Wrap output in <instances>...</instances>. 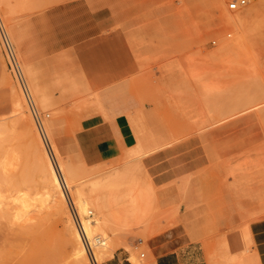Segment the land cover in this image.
<instances>
[{
	"label": "rangeland",
	"instance_id": "1",
	"mask_svg": "<svg viewBox=\"0 0 264 264\" xmlns=\"http://www.w3.org/2000/svg\"><path fill=\"white\" fill-rule=\"evenodd\" d=\"M9 1L0 6L12 53L0 35V264L21 263L18 246L32 244L37 225L47 236L64 226L58 197L42 202V175L25 169L37 164L28 119L75 227L60 160L87 217L112 239L96 264L179 248L194 253L187 263L264 264V3L243 39L223 26L222 0H14L12 12ZM244 1L236 9L254 0ZM107 110L126 114L132 144L113 142ZM23 194L30 221L18 218Z\"/></svg>",
	"mask_w": 264,
	"mask_h": 264
},
{
	"label": "bare ground",
	"instance_id": "2",
	"mask_svg": "<svg viewBox=\"0 0 264 264\" xmlns=\"http://www.w3.org/2000/svg\"><path fill=\"white\" fill-rule=\"evenodd\" d=\"M4 2L5 0H0V6ZM13 2L14 0H12V3L11 2L9 3V4H12L10 9L12 8V6H15ZM223 2H225V0H222V3ZM222 3H220L221 4L220 5L221 6L220 7L221 8L220 17H221V22L223 26L229 28L231 31V33L228 35H231L232 33H234L235 35H239L241 36V38L245 39V34L248 30V26L251 20L254 19V17L258 13L259 7H261V3H264V0H254L244 10H242L241 8L229 10ZM13 10L11 9L10 12H12ZM10 12H9V16L12 15L10 14ZM13 13L16 14V12H13ZM12 31H14V29H12ZM0 35L2 36L3 41L7 46L9 55L12 59V53L10 51L11 50L10 39L1 21V18H0ZM221 39L222 38L220 37V40ZM14 60H12L13 63H14ZM22 79L24 80V78ZM23 80L21 81L19 79L21 83H25L23 82ZM25 88H26L25 90V95H26L27 88H28L27 85ZM26 98L27 100H29L28 101L29 103L28 102L27 103L30 105L31 98H29L28 95H26ZM21 99L23 101V97ZM21 99L18 96L17 97L14 96L13 98V106H14L13 108H15V111L16 112L18 111L19 113L22 112L21 108H23V103H24V102L22 103ZM18 119L22 121L21 120L22 117ZM28 120H29L28 122L27 121L23 122V127L25 130H30V133L32 136L31 138L33 139V145L35 147V150L37 151V157H36L37 164H36V167H34L33 169L31 167H25V169L29 172L31 171L32 173L34 172V170H36L38 174L42 175L43 180H44L43 182L44 189L41 192L42 202H49V201L51 202V199L53 201V198H54L53 196L54 195L57 196L58 201L53 203V208L61 213H64L65 220H64L63 230L57 231V233L53 236H47L44 230L40 228V225H37L34 228L35 240L32 242V244L28 248H25V247L20 248V246H18V249L24 251L23 254L21 255L20 264H48L49 261H52V262L62 261L63 264H91V258L89 256L87 247L82 239L81 233L79 229L77 228V226L75 227V225L73 224V221L70 218L69 213L66 211L65 196L62 190V185H61V181L57 173V170L55 169V166L51 158L49 157V155H47L45 149H43V146L41 145V141L39 140L40 137L37 135V132H35L34 129L32 128V124L30 123L31 119H28ZM19 125H20V122H19ZM58 169L63 177L64 185L67 187V189H70L71 193L73 194V197H74L73 204L75 205L77 212L79 213L81 217L79 219H80L82 231L86 239L90 241V243H92L94 246H96L95 250L92 251L93 258L96 262L102 263L105 261L107 257V251L111 249L109 242L112 239L110 238V235H108V233L106 234V231L101 227L103 224L100 221L94 218H93L94 220H92L91 217L90 218L87 217L88 216L87 213L92 212L88 208L89 202L80 192L79 185L73 182L72 180L73 178L71 179L72 177L70 176L71 170L68 168V166L66 164H63V162L60 160V162L58 163ZM29 175L31 174L29 173ZM14 199L19 200V204H20V212L18 213V216H19L18 218L24 217L25 218L24 220L26 221L32 220V217L28 215V212L30 211L29 210L30 206L33 205V201L29 199V195L23 194ZM35 206L38 207L39 205H35ZM7 210L8 209L4 210V214L7 213L6 212ZM96 231L98 232L100 231L99 233L102 235V238H98L97 236L94 235ZM152 250L151 251L149 250L151 253H149V255H147L144 259H138L136 256H132L131 258L132 263L133 264H153L155 262L156 256L160 254L161 252L157 251L158 253L155 254V252H152ZM141 255L144 256L145 254L141 253Z\"/></svg>",
	"mask_w": 264,
	"mask_h": 264
},
{
	"label": "crops",
	"instance_id": "3",
	"mask_svg": "<svg viewBox=\"0 0 264 264\" xmlns=\"http://www.w3.org/2000/svg\"><path fill=\"white\" fill-rule=\"evenodd\" d=\"M98 7L94 8V13L97 15V17H101L102 14L99 11H95ZM111 13L109 17V22L113 20L114 18H117L118 13L114 12L116 9L111 7ZM107 113L109 115V122H108V129L111 134L113 142L115 144L119 145L121 148L127 147L130 144L134 142V134L131 130V127L128 123L127 117L125 113H117V114H111L108 110ZM117 142V143H116ZM116 146V145H115ZM165 151V150H164ZM160 153V152H159ZM158 154V153H157ZM155 155V154H153ZM152 156V155H151ZM150 157V156H149ZM167 157L161 160L165 161ZM158 162V163H161ZM188 255V256H187ZM194 258V253L192 252H186L185 250H182L181 248L179 249H173L170 251H163L160 254H158L155 258V264H194L195 262H189L187 263V259H192ZM118 261V264H122V262L119 260L117 253L115 252L112 256L111 260H116Z\"/></svg>",
	"mask_w": 264,
	"mask_h": 264
},
{
	"label": "built area",
	"instance_id": "4",
	"mask_svg": "<svg viewBox=\"0 0 264 264\" xmlns=\"http://www.w3.org/2000/svg\"><path fill=\"white\" fill-rule=\"evenodd\" d=\"M238 3H239V4H243V3H244V0H240L239 2H232V3H230V4H229V8H231V9H236ZM79 224H80V225H79ZM77 225H78L77 228L79 229V231H80V233H81V236H82V239H83V241H84V243H85V245H86V247H87V250H88L89 256H90V258H91V263H92V264H96V261L92 258V254H91V251H92L91 243L86 239V237H85V235H84V233H83V231H82L81 223H80L79 221L77 222Z\"/></svg>",
	"mask_w": 264,
	"mask_h": 264
}]
</instances>
